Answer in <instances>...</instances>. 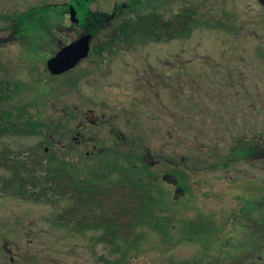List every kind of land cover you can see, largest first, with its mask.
<instances>
[{
	"label": "rangeland",
	"instance_id": "374dc122",
	"mask_svg": "<svg viewBox=\"0 0 264 264\" xmlns=\"http://www.w3.org/2000/svg\"><path fill=\"white\" fill-rule=\"evenodd\" d=\"M67 1L0 0V86L6 96L3 109L29 110L38 123L50 124L55 130L47 135L48 142L56 141L60 147L71 142L76 132L86 139L92 136V142L103 136L104 146L121 150L112 145L109 124L113 122L120 132L141 141L151 154V171L160 173V178L179 161V167L171 169L185 172L183 179L190 192L175 201L173 185L161 181L160 187L174 200L168 202L167 216L172 217L170 212L192 214L194 210L214 214L237 211L244 195L238 194L242 203H237L233 199L235 189L243 176L257 179L258 169L246 167L242 160L228 170L210 168L207 155L211 150L225 153L238 138L256 139L258 131L264 132V9L258 0H203L207 7L202 12L215 19L230 15L232 31L191 26L187 34H181L177 18V33L171 36L165 32L161 37L121 36L135 42L126 41L127 49L110 50L113 54L99 62L93 56L65 74L51 77L45 69L50 55L47 47L56 50L76 38L77 30L56 29L44 37L32 26L18 33L14 24L21 14L38 11L44 3H55L59 6L47 11L46 19L58 23L63 17L61 21L67 26L68 14L61 16L60 6ZM123 1L127 0H95L90 10L106 15L114 4ZM155 1L148 0L147 4ZM180 5V0H169V16ZM130 6L129 10L135 7ZM117 22L106 25L101 36L112 34ZM88 116L104 123H90L83 130L81 125ZM58 130L63 135L56 133ZM42 136L34 131L0 128V157L29 153L43 141ZM96 143L99 147L101 141ZM91 147L79 145L83 151ZM76 157L72 154L69 158ZM14 173V168H0V264H116V248L118 243H125L126 232L135 234L130 241L142 235L141 251L151 242H160L151 238L146 226L130 228L133 218L122 220L116 230L99 229L97 219L78 228L65 226L57 215L80 201L70 196L24 197L14 184L9 189L2 182L14 181ZM21 174L24 171L20 170ZM107 198L114 210L134 209L139 202L125 193ZM98 204L102 206V201ZM176 220L175 215L167 224L173 238ZM148 260L144 252H133L126 264H147Z\"/></svg>",
	"mask_w": 264,
	"mask_h": 264
},
{
	"label": "flooded vegetation",
	"instance_id": "af4514ba",
	"mask_svg": "<svg viewBox=\"0 0 264 264\" xmlns=\"http://www.w3.org/2000/svg\"><path fill=\"white\" fill-rule=\"evenodd\" d=\"M94 1L95 0H70V2L67 1L61 4L60 6L63 7L61 16L68 14L69 19L67 20V26L63 25L61 21L63 17L59 19L58 23H55V21L48 22V19L45 18V23L43 25H37L35 27V33L42 32V36L47 37L53 35L56 29L61 32V30L66 27L75 28L77 30V37L65 44L75 41L82 35L90 34L88 55L86 58L79 61L77 65L81 64L83 61H88L89 58L93 56H95L99 62V59L103 60L107 54H113L111 51H101L100 48L105 47L107 43L118 37L123 39V45H121V47L123 46L122 49H127V40H125L124 37L119 35L114 36L113 34H109L108 36L101 35L106 25L112 24L113 21L116 22L118 20L117 23L121 21V17L126 15L129 11V5H132L130 3L134 0H127L114 4L112 11L106 15H104L105 12L90 10V4ZM145 1L146 3L148 2V0ZM151 4L156 10H161L162 21L164 23L168 24L171 20V23L173 22V24L176 25L174 21L178 18V32L181 34H184L183 26L185 24L193 27L209 26L225 31H232L233 29L228 19L230 15H228V17L225 16L224 18L215 19L211 14L202 12L207 7V3L203 0H180V8L171 16H169L171 13L169 0H156ZM57 6L59 5L55 3H44L39 5L38 11H54ZM70 6L75 10L77 21H72L70 19ZM91 15H103V17L106 18H90L89 16ZM61 26L63 27L61 28ZM95 30L96 32H94ZM61 47L62 46H59V48ZM59 48L53 50L47 47L46 51L50 55L48 57L45 56L46 59L54 56ZM96 48H98V50L95 51L94 49ZM44 54L46 55V52ZM261 55V57L264 58V54ZM85 120V123L81 125V129L83 128V130H86V125L90 123H104V120H94L89 118V116L85 117ZM106 121H108V119ZM112 123L109 124V133L114 143L112 145H117L124 151L130 153L142 152L145 156L146 165L152 174V181L157 185L156 188L158 191L162 192L163 190L160 187V183L163 180L168 182L171 186L173 185V198L175 201L183 199L186 192H190L189 187L184 183L183 175L185 172L179 169L180 173L178 177L172 174V171L176 169L171 168L179 167L180 164L177 165L179 161L177 163H172L170 167L171 170L168 168L160 178V173L151 171V154L145 149L141 141L137 140V137L134 135L123 134L115 128L113 126L114 123L113 125ZM77 135L79 134L75 132V136H71V142L68 141L67 143H63L61 148L63 150H69L71 148L73 154L83 152L87 155L99 151L100 149L108 148L103 145V136H98V138H95L92 142V136L86 139L84 138V134L80 136ZM98 140L101 141L99 147L96 143ZM81 143L91 144L92 147L89 150H80L79 145ZM207 156H209L211 160V162H209L210 168L228 170L236 167L239 164L238 162L242 160L245 162L246 167H256L258 169L257 175L255 176L257 179L243 176L241 178L242 184L235 189L233 199L237 203H242L239 200L238 194L242 192L244 195V203L238 206L239 209L237 211L231 210L228 214H214L212 212L207 213L195 210L192 214H175L170 212L169 215L172 217L167 216V213L160 214V218L162 219L161 222L164 225L168 224L169 220L173 219L176 215V237H170V227H149V230H151V238L154 240L158 239L160 242H151L147 244L146 248L142 251L139 242L142 238L141 234L135 239L132 238L131 241L128 239L130 243H118L116 248L118 260L116 264H126L127 258L133 252H136L138 255L139 252H144L148 255L149 260L147 264H264V132L258 131L256 139L253 136L243 139L238 138L236 143L229 147L225 153L211 150L210 154ZM156 192V190H153L154 197L158 198V193L156 194ZM164 200L166 203H170V201L174 202V200L169 197V192L165 195ZM82 214L95 213L89 212ZM134 235L133 232L130 237ZM152 235H155L156 238ZM123 255L125 257L124 259Z\"/></svg>",
	"mask_w": 264,
	"mask_h": 264
},
{
	"label": "trees",
	"instance_id": "16d2710c",
	"mask_svg": "<svg viewBox=\"0 0 264 264\" xmlns=\"http://www.w3.org/2000/svg\"><path fill=\"white\" fill-rule=\"evenodd\" d=\"M130 4L135 7L121 17V21L117 23L115 31L112 33L114 36H131L133 34L163 36L162 32L171 36L177 33L176 25L171 23V20L168 24L164 23L161 10H156L152 4H147L145 0H134ZM46 13V10H40L21 14L14 26L18 33H23L29 26L35 28L37 25H43ZM89 17L106 18L103 15ZM190 27L191 25L186 24L183 26L185 34ZM119 38L111 40L100 50L110 51L116 47L120 49L123 41ZM127 41L131 44L135 42L132 39ZM94 50L96 51L98 48ZM1 89L0 86V128L4 130L18 128L20 131H34L43 134V141L37 145L35 150L33 149L29 153H14L11 157H0V168L5 166L17 170L13 179L17 178L14 181L5 179L7 182L2 181L4 186H8L10 189L9 185L14 184V188L24 197L55 199V197L70 196V198L80 201L76 207L66 206L65 210L57 215V220L65 226L69 224L78 228L83 223H86L85 225L96 223L97 219L99 229L102 230L105 226V229L112 227L116 230L122 220L131 218H133V223H129L130 228L167 226V224H162L160 214H166L169 209L168 203L164 200L168 192L157 190V185L152 181V174L142 152L130 153L123 149L103 148L88 155L83 152L74 153L77 157L71 159L69 158L73 154L71 148L63 150L56 141L49 140L50 142H48L47 135L55 130L50 124L38 123L29 110L3 109L2 102L5 103L6 96L3 95L5 91ZM36 93L46 96L40 91H36ZM56 133L63 135L60 130ZM20 170L24 171V175H19ZM179 173L180 170L172 171L175 177H178ZM153 190L157 191L158 198L154 197ZM114 193L116 195L125 193L126 197H135L134 199H138L139 202L134 209L125 208L124 211H122L123 209H111L113 204L109 203L107 196H113ZM98 200L102 201L101 207ZM80 211L95 214H80ZM131 233H125V243H130L128 239Z\"/></svg>",
	"mask_w": 264,
	"mask_h": 264
},
{
	"label": "water",
	"instance_id": "95a60500",
	"mask_svg": "<svg viewBox=\"0 0 264 264\" xmlns=\"http://www.w3.org/2000/svg\"><path fill=\"white\" fill-rule=\"evenodd\" d=\"M259 3L264 8V0H259ZM70 19L77 21L75 10L70 6ZM91 35L85 34L63 46L57 53L46 61V68L52 75L61 74L73 68L80 60L87 57L89 51V39Z\"/></svg>",
	"mask_w": 264,
	"mask_h": 264
}]
</instances>
